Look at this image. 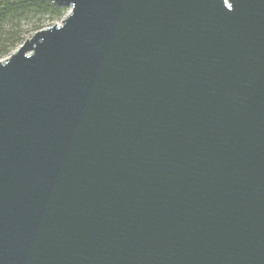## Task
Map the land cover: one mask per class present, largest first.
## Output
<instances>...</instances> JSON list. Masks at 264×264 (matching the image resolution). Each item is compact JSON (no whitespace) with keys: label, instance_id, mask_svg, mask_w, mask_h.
<instances>
[{"label":"water","instance_id":"obj_1","mask_svg":"<svg viewBox=\"0 0 264 264\" xmlns=\"http://www.w3.org/2000/svg\"><path fill=\"white\" fill-rule=\"evenodd\" d=\"M0 61V264H264V0H50Z\"/></svg>","mask_w":264,"mask_h":264},{"label":"trees","instance_id":"obj_2","mask_svg":"<svg viewBox=\"0 0 264 264\" xmlns=\"http://www.w3.org/2000/svg\"><path fill=\"white\" fill-rule=\"evenodd\" d=\"M66 11L50 0H0V60L10 56L25 36L61 21ZM25 25L30 27L27 31Z\"/></svg>","mask_w":264,"mask_h":264},{"label":"rangeland","instance_id":"obj_3","mask_svg":"<svg viewBox=\"0 0 264 264\" xmlns=\"http://www.w3.org/2000/svg\"><path fill=\"white\" fill-rule=\"evenodd\" d=\"M66 9H67V8H66ZM68 12H69V9H67V11H66L64 17L62 18V20L67 16ZM62 20H61V21H62ZM61 21L56 22V23H54V24H60ZM29 28H30L29 25H25L23 29H24V31H27ZM33 34H34V33H32V34L29 35V36H28V35L25 36V40L29 39ZM14 51H15V50H14ZM14 51H13L12 53H14ZM12 53H11V54H12ZM11 54H10V55H11ZM8 57H9V56H8ZM6 58H7V57H6ZM6 58H4V59H2V60H0V61L5 60Z\"/></svg>","mask_w":264,"mask_h":264}]
</instances>
